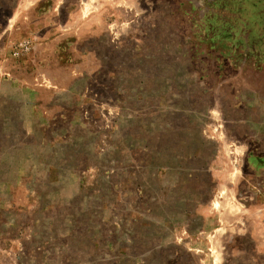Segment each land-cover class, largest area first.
<instances>
[{"label": "rangeland", "instance_id": "1", "mask_svg": "<svg viewBox=\"0 0 264 264\" xmlns=\"http://www.w3.org/2000/svg\"><path fill=\"white\" fill-rule=\"evenodd\" d=\"M0 264H264V0H0Z\"/></svg>", "mask_w": 264, "mask_h": 264}]
</instances>
